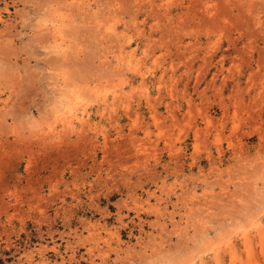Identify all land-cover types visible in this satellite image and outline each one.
<instances>
[{"label":"rangeland","instance_id":"rangeland-1","mask_svg":"<svg viewBox=\"0 0 264 264\" xmlns=\"http://www.w3.org/2000/svg\"><path fill=\"white\" fill-rule=\"evenodd\" d=\"M0 264H264V0H0Z\"/></svg>","mask_w":264,"mask_h":264}]
</instances>
